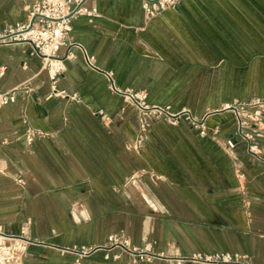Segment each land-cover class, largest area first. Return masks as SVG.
Masks as SVG:
<instances>
[{
  "label": "crops",
  "instance_id": "0c3cea01",
  "mask_svg": "<svg viewBox=\"0 0 264 264\" xmlns=\"http://www.w3.org/2000/svg\"><path fill=\"white\" fill-rule=\"evenodd\" d=\"M36 1L0 0V35L27 22ZM84 5L98 15L73 20L70 42L80 47L61 48L56 84L29 45L0 43V92L19 88L0 108V227L18 234L32 222L26 264H77L56 247L106 245L114 234L170 258L138 264L214 252L264 264V161L221 111L264 97V0H182L151 20L143 0ZM106 71L151 105L210 113L207 133L161 116L142 130ZM30 128L44 133L32 145ZM248 131L262 134L264 156V128ZM81 263L133 264L120 250Z\"/></svg>",
  "mask_w": 264,
  "mask_h": 264
},
{
  "label": "built area",
  "instance_id": "2783aa9c",
  "mask_svg": "<svg viewBox=\"0 0 264 264\" xmlns=\"http://www.w3.org/2000/svg\"><path fill=\"white\" fill-rule=\"evenodd\" d=\"M181 1L143 0V7L147 18L151 20L165 11L177 7ZM84 3L85 0H37L30 9L28 21L6 29L0 35V43L29 45L32 53L42 59L50 79L53 84H56L59 77L66 70L65 59L59 55L61 48L76 45L75 43L71 44L69 38L73 20L81 15L91 18L98 15L96 8L89 9L85 7ZM85 58L90 67L98 69L93 57L85 54ZM105 74L109 82V89L113 93L122 96L137 110L142 130L148 128L152 116H161L171 125H177L181 120H185L194 129L200 130L201 134L207 133V119L210 113L203 117H197L186 109L173 112L170 106L151 105L147 102L148 95L145 90L121 88L117 85L113 72L106 71ZM18 90L19 88L0 92V108L15 103ZM54 95L65 96L66 94L56 91ZM221 111H229L233 114L237 135L250 141L249 151L264 161L262 151L256 143V137H261L262 134L257 132L254 135L248 131L251 128H264V97L250 101L236 100L232 104L225 105ZM212 113H216V111ZM40 137H44L42 131L30 128L25 135V140L28 145H32ZM227 144L230 148H235L236 146L235 141L232 139H229ZM31 223V221H27L18 234L8 233L0 227V264H26L29 247L37 244L29 236L28 230ZM56 248L63 253L76 255L78 257L77 264H82V259L101 251L105 252L106 258L109 259L110 254L115 250H120L121 253L129 255L133 264L152 263L156 260L170 259L168 256L153 252L149 246H134L124 234L110 236L106 245L57 246ZM113 258H120V254H115ZM171 260H175L177 264L186 262L193 264H258L248 256L230 252L195 253L171 258Z\"/></svg>",
  "mask_w": 264,
  "mask_h": 264
},
{
  "label": "rangeland",
  "instance_id": "374dc122",
  "mask_svg": "<svg viewBox=\"0 0 264 264\" xmlns=\"http://www.w3.org/2000/svg\"><path fill=\"white\" fill-rule=\"evenodd\" d=\"M264 127V126H263Z\"/></svg>",
  "mask_w": 264,
  "mask_h": 264
}]
</instances>
